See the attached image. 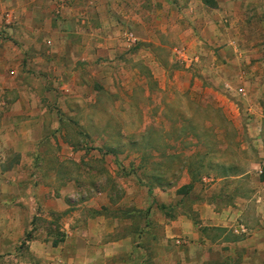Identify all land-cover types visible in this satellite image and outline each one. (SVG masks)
Instances as JSON below:
<instances>
[{
  "label": "crops",
  "instance_id": "crops-1",
  "mask_svg": "<svg viewBox=\"0 0 264 264\" xmlns=\"http://www.w3.org/2000/svg\"><path fill=\"white\" fill-rule=\"evenodd\" d=\"M23 1L28 7L33 5L32 11L39 9L35 0ZM48 1L54 3L49 8L55 23L53 29L38 27L34 19L25 20L21 14L24 3L4 8L14 13L10 14L13 26L19 27L23 34L19 43L26 46L18 52L21 67L16 72L2 65L0 68L1 73L6 74L7 70L11 75L16 74L15 88L19 92L15 101L0 97V139L7 148L9 134L29 144L23 152L19 151L21 157L16 168L0 170V264H264V51L258 52L264 44L256 36L237 38L232 32L236 22L228 15L238 1L243 11L249 13L263 9L264 0H256L255 4L249 0H211L209 3L204 0H66L57 6L55 0ZM212 1L214 6L210 5ZM201 10L210 13L198 16ZM38 36L54 46L46 53L38 52L34 49V44L41 42ZM6 55L7 52L0 50V59ZM120 59L129 62L128 74L133 77H142L139 65H146L150 75L159 81L160 96L166 94L167 80L175 91L170 105L184 118L188 119L192 113L209 114L223 108H231L237 117L244 114L240 119L241 134L229 136L228 132H218L217 138L223 139L219 152L213 146L205 150L209 155H228L226 143L231 137L236 146L234 159L226 158L207 174L203 173L207 168L202 164L197 178L192 176L196 168L183 166L182 174L174 183L159 179L143 188L134 186L135 190L140 189L141 199L133 202L138 208L151 210L144 217L147 228L131 230L119 216H88L87 226L79 232L69 228L65 242L58 247L33 240L29 243L31 258L23 254L20 259H9L8 252L16 248L11 240L14 235L20 236L10 226L16 217L13 202L24 201L18 196V181L20 176L31 178L26 169L34 163L41 146L42 116L55 103L49 74L63 77L69 84L72 79L67 80V75H87L89 67H97L100 75L109 76L111 89H115V76L120 74L116 64ZM56 61L63 62L60 68L56 67ZM176 62L183 67L174 69ZM41 63L47 70L40 68ZM20 79L25 82L20 83ZM64 80L63 87H66ZM254 80L259 83L255 90L259 102L247 94L252 92L250 83ZM36 82H40L38 94H35ZM140 82L139 78L135 79L130 91ZM7 83L8 77L3 84ZM143 83L148 96L151 93L148 83ZM185 94H188L186 98ZM132 108L135 109L134 104ZM49 114L53 122L59 120ZM209 116L213 118V112ZM4 123L9 125L6 127ZM57 134L66 138L64 130L54 132ZM64 148L66 154L73 149L69 143ZM78 156H82L81 151ZM101 157L113 162L109 171L114 178L115 157L111 153ZM184 186L189 190L186 194L180 192ZM222 196L229 198L227 204L223 203ZM184 202L191 204L189 210H184ZM157 203L170 208L159 211ZM170 210L173 216L169 215ZM237 221L238 227H235ZM156 223L160 225L159 237L151 228ZM38 232L39 228H34L32 235H39ZM69 235H80L79 262L61 253L67 246L77 247L69 242ZM142 235L139 241L137 237ZM152 239L154 246L148 244ZM40 244L45 248H40ZM44 250L47 252L41 253ZM153 250L157 252L156 258L150 253Z\"/></svg>",
  "mask_w": 264,
  "mask_h": 264
},
{
  "label": "rangeland",
  "instance_id": "rangeland-1",
  "mask_svg": "<svg viewBox=\"0 0 264 264\" xmlns=\"http://www.w3.org/2000/svg\"><path fill=\"white\" fill-rule=\"evenodd\" d=\"M50 1L53 2V0ZM65 1L55 0V6ZM210 1L204 0L206 3ZM249 1L255 4L256 0ZM23 3L25 4L23 0H0V50L7 52L6 57L0 59V68L4 66L15 72L17 67H21V55L18 52L21 53V47L25 48L26 45L19 43L23 34L19 27L13 26L14 22L11 21L10 14L14 15V13L4 8L7 7L6 5H9L8 8L18 4L23 6ZM34 4L37 8L39 7L36 11H32L33 5L29 7L24 5L25 9L21 11L23 18L28 21L34 19L38 27L53 29L55 23L49 15V8L54 3H49L48 0H35ZM210 5L214 6V1ZM141 12L146 15V12L142 10ZM208 13L210 12L201 10L197 12V15L206 14L207 16ZM228 13L229 17L236 22L232 32L237 38L241 40L247 35L253 38L256 36L263 40L262 44H264V8L248 13L243 11L238 1L233 10ZM245 22L249 24L246 27L243 25ZM70 29L68 25V30ZM37 40L41 42L34 44V49L40 53H46L50 47L54 46L47 44L39 36ZM59 45L56 43V46ZM260 51H264V47L262 50L259 48L258 52ZM3 61L6 64L3 65ZM62 63L56 61V67L60 68ZM38 65L42 70H47L45 64ZM116 65L120 74L115 76V89H111L109 76L100 75L97 67H89L87 75H67V80L72 79L69 84L63 77L59 79L60 76L49 74L55 103L51 104L52 109L49 107L48 111L53 118H59V120L56 119V122H53L49 113H43L41 146L34 163L26 169L31 178L26 175V177L20 176L18 181V196L28 204H24V201L13 202V212L17 218L12 220L10 226L20 236L14 235L11 240L16 248L8 252L9 259L11 257L13 260L20 259L23 254H29L31 258L32 250L29 243L34 241L49 242L58 247L65 242L69 228L73 227L79 232L87 226L88 216L92 218L99 214L109 217L119 216L126 222L125 226H130L131 230L137 232L143 226L147 228L144 217L150 215L151 210L137 207L136 203L141 199V195L140 189L135 190L136 186L143 188L151 182L157 183L159 179L168 184L174 183L182 174L183 166L196 168L192 176L197 178L201 174L202 164H205L207 168V171L203 173L207 174L209 169L213 171L226 158L234 159L233 153L236 146L231 137L226 143L230 155H209L205 153V150L213 146L215 152H219L223 139L217 138L218 132H228L229 136L241 134L243 127L240 119L244 118V114L237 117L231 108H223L213 110V118L209 116L212 112L198 115L192 113L188 119L184 118L175 107L170 105V102L174 101L175 91L167 80L166 94L160 96L158 95L159 81L152 74L150 75L151 72L146 65H139V70L143 73L142 77L137 75L133 77L128 74L129 62L126 59H120ZM173 66L174 69L183 67L178 62ZM74 70L76 71L77 68ZM7 77L8 83L3 84ZM12 77L15 80H12ZM138 78L141 81L140 84L130 91L135 79ZM62 79L66 82V87H63ZM16 81V74L11 75L7 70L6 74L0 72V85L3 84V89L0 91L1 98L9 101H15L18 98ZM23 82L25 79H20V83ZM143 82L148 83L147 88L151 92L148 96ZM258 84L255 80L251 82L252 92H247L255 102L260 101L255 91ZM34 88L35 94H38L40 82H36ZM53 93L48 94L52 99ZM187 96L188 94H185L183 97ZM133 104L135 109L132 108ZM234 118H238V121ZM4 125L7 127L9 123ZM55 128L56 131H54ZM60 130L65 131L66 138L61 134L54 135V132L57 133ZM214 130H216V138L213 136ZM49 135L52 137L49 138ZM8 142V148L4 147L0 139L2 152L0 170L5 167L16 168L21 157L20 152H23L29 144L10 134ZM67 143L73 148L69 151L70 154L65 153L64 147ZM79 151L82 152V156H78ZM110 153L113 154L116 162L114 178L109 171L113 162L101 157ZM185 162L187 163L184 164ZM218 172L215 171V173ZM188 191L186 186L180 189L183 194ZM101 192L104 194L99 195L98 193ZM128 200L132 202L135 200L136 203H129ZM222 201L227 204L229 198L222 196ZM183 205L184 210H189L191 207L190 203L184 202ZM167 208L170 206L156 204V209L159 211ZM169 215H174L173 210H170ZM156 218L159 219L160 216ZM128 219H130V225L127 222ZM237 224L238 221L235 227H238ZM34 225V228H39V235H32ZM159 226L157 223L151 226L157 237H159ZM47 230L48 233H45ZM21 231H23L22 235ZM79 238L80 235L74 237L69 235V242L75 243L77 247L67 246V250L61 251L62 255L79 262L81 260L78 248ZM142 238L143 235L137 237L139 241H142ZM148 244L154 246V240L152 239ZM39 246L45 248L41 247V244ZM46 252L47 250L41 251V253ZM61 253L57 252V254ZM150 253L152 257H157L155 250Z\"/></svg>",
  "mask_w": 264,
  "mask_h": 264
},
{
  "label": "built area",
  "instance_id": "built-area-1",
  "mask_svg": "<svg viewBox=\"0 0 264 264\" xmlns=\"http://www.w3.org/2000/svg\"><path fill=\"white\" fill-rule=\"evenodd\" d=\"M1 159H2V152L0 151V161H1Z\"/></svg>",
  "mask_w": 264,
  "mask_h": 264
}]
</instances>
